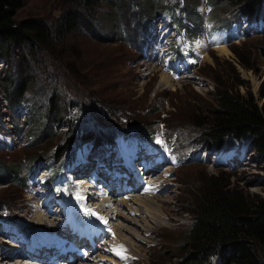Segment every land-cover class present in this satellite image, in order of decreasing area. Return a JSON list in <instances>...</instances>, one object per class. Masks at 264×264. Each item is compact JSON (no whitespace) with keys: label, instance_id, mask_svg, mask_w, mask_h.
Instances as JSON below:
<instances>
[{"label":"rangeland","instance_id":"374dc122","mask_svg":"<svg viewBox=\"0 0 264 264\" xmlns=\"http://www.w3.org/2000/svg\"><path fill=\"white\" fill-rule=\"evenodd\" d=\"M128 1L131 4L133 2ZM155 1L141 0L144 4L140 8L133 3L137 12L135 16L142 14L148 17L141 25H137L135 19H123L117 24V12L114 7L112 8L108 2H103L99 8L100 15H104L99 18L102 22L96 20L103 28L101 38H96L87 32L88 30L81 28L67 37L64 45L58 46V50H66L61 54L63 64L72 61L79 72V78L75 79L78 83L73 86L63 83L59 92V96L68 101V106L60 114L58 122L56 119L51 122L53 115L49 112L51 98L56 99L53 88L51 89L54 80L48 79L40 70L34 71L26 97L21 101L15 99L11 101L8 93L11 85L9 81H13L14 86L19 84L24 72L23 63L19 67L18 63L12 66L0 59V258L5 251V256H9L7 264H15L18 260L29 264L26 263L28 261L22 260L26 254L19 253V248L15 246V237L10 239V233H7L8 228L16 230V237L19 239L57 245L56 238L66 234L70 229L71 219L68 214H73L64 205L75 203V206L81 208L83 206L81 200L84 199L90 208L89 213L96 212L89 199L91 196L99 198L102 194L109 196L110 199L112 196L108 193L110 190L114 191L119 199L128 197L129 193L147 196L161 208L162 215L157 218L151 217L140 205L136 207L141 211L136 213L122 208L125 210L124 214L126 213V218L122 220L132 232L124 233L130 237L133 245L129 243V249L126 248L124 252L126 258L118 261L114 255V258L106 255V250L112 243L107 244L100 253L106 256L99 264H173L174 257L181 252L194 221L189 192L196 186H203L211 175L222 177V182L231 179L251 194L264 197V156L252 149L245 140H231L224 146L222 160L230 152L244 153L240 162L229 160L230 165H217L213 158L209 161L182 163L179 166H168V163L164 162L161 166L154 167V164L148 163L150 169L132 165V173L139 174L141 182L150 187L143 194L142 191L137 192L138 189L131 185L132 182L126 185L132 176L126 170L131 168L125 167L122 159L115 158L117 148L102 149L101 152H90L84 156L83 153L88 149L79 148L77 143L73 145L70 153L74 151L79 160L84 158L86 161L88 155L91 160L95 159L91 164H87L88 167L91 166L90 172L81 171L79 163L73 170L68 171L69 176L60 179L57 177L54 181L57 184L56 189L50 190L48 184L56 166L52 157L59 146L61 151L65 149L73 129L77 128L74 132L81 135L86 130L83 126L92 128L89 122L80 123V120L76 122L73 116L77 119L84 118L90 112L104 125L110 123L118 125L114 127L115 129L124 127L129 120L133 127L139 130L138 132L143 128V133L177 143L176 150L178 147L181 154H184L186 145L192 149L206 147L205 150H210L205 145L196 146L199 143H193L192 140L199 139L196 137L199 135H195V132H198V122L202 121L216 105L214 92L218 80L230 79L231 82L234 79L237 81L236 89L241 95L252 92L259 98L260 90L264 87V56L261 52L264 47V31H253L249 36L226 44L229 52L221 53L218 51L220 37H216L214 42L208 41L206 33L210 25L215 27L217 25L215 23L220 21L217 18L223 17L226 5L223 4L220 9H216L211 5L212 0H188L193 5L191 10L196 8L204 22L198 34L192 38L200 59L199 64L190 73L177 76L164 69L163 63L158 59V52L162 50L168 57L175 52L177 30H174L171 24L176 28L179 24L173 21L174 14L184 20H187L188 16L191 18L193 16L186 12L189 9L184 0H160L158 6ZM69 2V0H23L16 19L34 17L45 19L51 24L69 6ZM105 18H109V22H106ZM164 23L169 26L167 35H165L167 29L163 28ZM198 23L199 20L195 25L200 27ZM152 27H156L153 32ZM232 48L243 56L246 67L239 63L238 56ZM12 53L17 62H20L21 56L18 55L17 49L13 48ZM207 55L209 56L206 58ZM47 65L49 71L56 68L53 62H48ZM65 66H62L63 71ZM38 72L40 74L35 77ZM164 73L169 75L171 83L164 77ZM236 73L243 84L235 80ZM70 81L74 80L69 78L68 83ZM87 101L92 102L89 106L94 105L95 109L80 111L78 104L81 102L86 104ZM140 156H143V153L138 149L136 161ZM109 158L113 159L112 170L108 163ZM64 159L65 157L61 160ZM152 159L156 161L155 155ZM82 167H86V164ZM161 171L165 172V176L160 174ZM47 172L50 173L46 174ZM156 173L158 175L153 177ZM105 182L109 183L110 189ZM130 187L133 190H130ZM75 193L79 195L78 199L72 198ZM67 197L71 199L68 202ZM133 197L136 196L131 198ZM132 205L135 206L133 203ZM95 207L101 209L96 204ZM38 213L46 214L47 219L39 222ZM94 220L96 217L93 215L91 221ZM60 222L62 227L59 225L57 230L48 231L43 228H56ZM119 239L117 235L116 240ZM101 245L99 243V247ZM13 252L15 254H12ZM99 252L97 251L95 255ZM90 254L92 253L89 252L85 259L72 264H83ZM24 258L34 261L29 255ZM57 262L69 264L67 259L66 261L58 259L56 263L49 261L47 264H59Z\"/></svg>","mask_w":264,"mask_h":264},{"label":"trees","instance_id":"16d2710c","mask_svg":"<svg viewBox=\"0 0 264 264\" xmlns=\"http://www.w3.org/2000/svg\"><path fill=\"white\" fill-rule=\"evenodd\" d=\"M69 1V6L50 24L45 19L34 17L17 20L16 16L23 5V0H0V59L12 66L18 63L19 67L23 63L24 70L19 84L14 86V82L9 81L11 82L8 89L9 98L11 101L14 99L23 100L29 90L30 81L34 77V71L40 70L48 79L54 80L51 89L53 88V95L56 99L51 98V105H49V112L53 115L51 122L54 119L58 122V119L61 118L60 114L68 106L66 98L59 96L63 83L73 86L78 83L75 79L79 78L78 68L74 62L69 61L63 64L61 54L66 50H58V46L64 45L67 37L80 31L81 28L88 30L87 32L96 38H101L103 28L97 24L96 20L104 16L99 13L103 2H108L112 8L114 7L117 12V24L123 19H135L137 25H141L144 23L143 20L148 18L142 14L135 16L137 12L133 3L135 2L140 8L144 4L141 0H132V4L128 0H114L115 3L113 0ZM155 2L157 6L160 4V0ZM185 2L189 9L186 12L193 18L188 16L187 20H184L178 18L177 14L173 16V21L179 24L178 34L182 37L175 45V58L189 60V55L182 50L183 44H189L191 46L190 54L194 58L190 65L195 67L199 64L200 56L192 49L194 45L192 38L193 35L198 34V30L203 27L204 22L196 8L191 10L193 7L191 1L184 0ZM223 4L226 5L223 17L217 18L220 21L215 23L217 24L215 27L210 25L206 35L210 36L214 32L224 31L226 28H230L233 22L242 21L244 16L254 24L260 23V20L264 22V0L211 1V5H214L216 9H220L219 7ZM105 19L106 22H109V18ZM197 20H199L200 27L195 25ZM122 26L125 28L124 25ZM241 27L244 28L242 24ZM232 42V38L228 40L229 44ZM13 48L19 52L20 62H17L12 55ZM232 50L238 56L239 63L246 67L243 56L236 49L232 48ZM261 50L264 56V47ZM48 62H53L55 65L56 68L53 71L48 70ZM62 66H65L64 71ZM236 75L235 80H239L243 84L238 73ZM69 78L74 81L68 83ZM229 80H218V86L214 92L216 105L203 117L202 121L198 122V132H195V135H199L196 136L199 139L192 141L199 143L196 146L205 145L219 150L224 148L228 141L245 140L252 146V149L264 156V87L260 90L259 98H256L252 92L241 95L236 89L237 81L233 79L234 83ZM46 85L48 86V84ZM44 90L45 88L43 92ZM87 102L78 104V109L80 111L83 109L92 111L89 108L95 109L94 105L89 106L92 102ZM33 111H31V115L34 114ZM73 118L76 122L79 120L80 123L89 122L92 128L83 126V129L86 130L81 135L74 132L77 128L73 129L71 139L65 145V149L61 151V146H59L56 154L52 157L54 165H56L53 176L50 177L52 186L55 185L54 181L57 177L65 175L66 167L75 158V152L70 153L74 144L78 143L79 146L85 143L87 145L94 144V148L97 149L104 144L115 143L120 137L132 139L139 131L133 127L129 120L127 125L118 129L114 128L118 126L114 123L104 125L98 117L92 116L90 112L84 118L77 119L74 116ZM138 126L140 125L138 124ZM140 132L143 135L144 129L141 128ZM153 137L155 136L153 135ZM187 147L190 146L186 145ZM205 148L196 147L193 150L197 152ZM64 157L65 159L61 160ZM189 195L194 221L189 228L181 252L174 257L173 264H264L263 196L251 194L231 179H225L222 182V177L218 175L208 177L203 186L194 187Z\"/></svg>","mask_w":264,"mask_h":264},{"label":"bare ground","instance_id":"6f19581e","mask_svg":"<svg viewBox=\"0 0 264 264\" xmlns=\"http://www.w3.org/2000/svg\"><path fill=\"white\" fill-rule=\"evenodd\" d=\"M226 46L227 45L224 42H220L219 43V47H218V51L221 52V53L229 52V48L226 47ZM208 56L209 55H207L206 58ZM164 77L167 78L169 83H171V78L169 77V75L167 73H164ZM88 164H90V163H88ZM146 165H149V164L147 163ZM132 174H135L134 183H135L136 186L141 187V189L143 190L142 194L144 193V191L147 192V189H145L143 187V185H142L139 177L137 176V174L136 173H132ZM160 174L162 176H165V172L164 171H161ZM156 175H158V173L153 175V177L156 176ZM108 193L112 194V196H110V199H109V196H105V194L100 195L99 198H95V197L91 196V199H89L90 201H92V205L91 206L96 210V213L99 214L100 219L103 220V223L109 229L108 231H105V233L103 234L102 238H99L98 240H96V236L97 235L100 236L101 228L100 227H96L93 223L91 224L89 222L88 216L85 213H79L74 219L73 229L79 235V237H78V239H77L75 244L78 246L79 243L82 242V237L83 236H87L89 238V240H90V243L93 244V246L89 245V247L85 246L86 243L84 244V247H86L87 253L91 252L92 254H90L91 258L90 257L87 258L88 260L85 261L83 264H99L101 261H103V258H105L106 255H110L112 257L114 255V257L116 258L115 260L119 261L120 259H118L119 257H117V254H121L122 252L126 251V248L129 249V246H130L129 243L132 244L133 242H132V240H130V237H128L124 233L125 231H128V232H131V231H130V228L124 223L125 221L122 220V218H124V217L126 218V213L124 214L125 210L123 211L122 208L128 209L129 212H131V213H136V212H139V210H140L136 206L140 205L145 213H147L151 217H156V218L159 217L160 214L162 213L161 212L162 211L161 208L156 206L151 200L148 199L147 196L143 197L141 195L138 196L139 194L134 195V193H129V194H127L128 197H124L122 199H119L114 194V191L110 190ZM132 196H136V197L131 198ZM128 199H130V200H128ZM132 203L135 204V206L132 205ZM95 204L98 205L101 209H97L95 207ZM107 214H109V215H107ZM37 218H38V221L40 222L41 220L47 219V215L38 213L37 214ZM37 225H40V224L37 223ZM48 226L52 227V225H48ZM37 227H42V226H37ZM43 228L47 229L48 231H53V230H57L58 226L56 228H46V227H43ZM117 235L120 237L119 240H116ZM132 237L133 236H131V238ZM52 238H53V236H52ZM99 243L102 244L101 247H99ZM110 243H112V245H110L108 247V249L106 250L107 254L106 255L100 254V253H102V248L104 250L105 249L104 246H106L107 244H110ZM45 245H47V244H45ZM51 248L52 247H50V249ZM43 250H45V252H49L47 248H44ZM97 251L98 252L100 251V252L98 253V255H95L97 253ZM4 253H5V251H3L2 254H1L2 258H0V260H1L0 264H7L6 260H8L9 256H5ZM21 253L23 255H25V254L29 255L32 258H35V257L39 256L38 253H27V252H25V253L21 252ZM12 254H15V253L13 252ZM66 256H67V252H65V249L62 247V256H61V258H63V261H66ZM73 257H74V260L78 259L76 254H74ZM26 260H31V259L26 258ZM19 261H20V263H19ZM26 263L30 264V262H26ZM72 263H69V264H72ZM15 264H25V263H23V262L21 263V260H18L17 263H15Z\"/></svg>","mask_w":264,"mask_h":264}]
</instances>
